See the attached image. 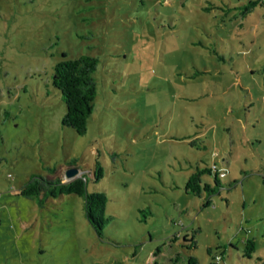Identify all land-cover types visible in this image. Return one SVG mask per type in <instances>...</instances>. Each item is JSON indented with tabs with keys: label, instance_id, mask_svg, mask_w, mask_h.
Here are the masks:
<instances>
[{
	"label": "rangeland",
	"instance_id": "rangeland-1",
	"mask_svg": "<svg viewBox=\"0 0 264 264\" xmlns=\"http://www.w3.org/2000/svg\"><path fill=\"white\" fill-rule=\"evenodd\" d=\"M81 54L98 60L79 134L51 76ZM71 166L107 197L101 235L83 196L20 193ZM189 256L264 264V0H0V264Z\"/></svg>",
	"mask_w": 264,
	"mask_h": 264
},
{
	"label": "trees",
	"instance_id": "trees-1",
	"mask_svg": "<svg viewBox=\"0 0 264 264\" xmlns=\"http://www.w3.org/2000/svg\"><path fill=\"white\" fill-rule=\"evenodd\" d=\"M65 52L62 56H65ZM97 58L81 54L77 57L62 58L53 66L52 84L59 90L65 103V112L62 124L70 126L79 134L84 133L86 121L90 116L92 102L96 94V81L94 71ZM78 168V167H77ZM216 175L217 172L215 171ZM92 175L94 179L102 176V166L95 160ZM87 177L83 173L62 180L57 175H42L32 173L21 185L20 193L25 196L36 197L38 203H43L48 197H57L63 193H75L83 196L84 214L95 232L101 235L104 224L109 217L104 215L107 197L102 191H88ZM187 191L198 193L200 190V177L193 172L185 182ZM204 188L213 191L214 187L204 184ZM251 246L252 241H249ZM187 264H197L194 256H189Z\"/></svg>",
	"mask_w": 264,
	"mask_h": 264
},
{
	"label": "water",
	"instance_id": "water-1",
	"mask_svg": "<svg viewBox=\"0 0 264 264\" xmlns=\"http://www.w3.org/2000/svg\"><path fill=\"white\" fill-rule=\"evenodd\" d=\"M78 174V168L77 167H69L66 169L65 171V175L67 176V178H71L74 175Z\"/></svg>",
	"mask_w": 264,
	"mask_h": 264
},
{
	"label": "built area",
	"instance_id": "built-area-1",
	"mask_svg": "<svg viewBox=\"0 0 264 264\" xmlns=\"http://www.w3.org/2000/svg\"><path fill=\"white\" fill-rule=\"evenodd\" d=\"M212 168L217 172V174H218L219 176H222V175L225 174V170H223V169H221V170L216 169L215 164L212 165Z\"/></svg>",
	"mask_w": 264,
	"mask_h": 264
}]
</instances>
